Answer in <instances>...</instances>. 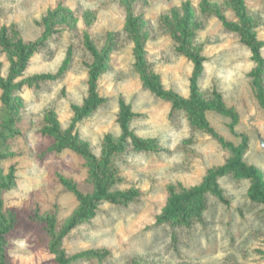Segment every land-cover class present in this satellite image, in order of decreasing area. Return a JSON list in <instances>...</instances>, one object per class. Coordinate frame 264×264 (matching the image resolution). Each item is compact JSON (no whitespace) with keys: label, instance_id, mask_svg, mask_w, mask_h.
Segmentation results:
<instances>
[{"label":"rangeland","instance_id":"rangeland-1","mask_svg":"<svg viewBox=\"0 0 264 264\" xmlns=\"http://www.w3.org/2000/svg\"><path fill=\"white\" fill-rule=\"evenodd\" d=\"M130 1L145 23L150 68L160 75L164 88L184 97L191 94L194 63L177 50L172 30L163 20L173 10L184 13L188 7L194 22L193 43L206 58L198 80L200 92L207 100L215 90L220 92L238 118L208 111L206 118L216 132L211 134L144 87L135 69L134 42L126 30L123 0H0V31L15 29L24 40H35L43 33L44 17L60 3L74 12L71 21L75 23V28L65 26L54 34L17 80L55 74L71 54L64 75L39 85H24L21 93L24 107L17 121L19 132L10 137L13 154L3 164L6 173L14 167L16 174V185L3 192L5 212H14L17 219L8 235L9 261L58 264L44 218L51 215L60 229L79 206L76 193L61 179L71 180L83 193L94 191L85 159L70 149H51L53 138L41 132L51 109L60 126L69 128L72 104H82L88 96L94 60L86 46L89 39L99 50L112 44L108 65L97 84L104 102L94 114L78 121L74 132L100 157L105 136L122 133L119 115L125 103L140 114L132 119L130 130L156 139L160 148L141 151L130 145L116 158L120 176L116 187L135 188L139 196L126 205L102 202L95 217L63 239L70 257L88 250H108L102 258L77 257L72 264H264V205L249 198L248 179L233 174L221 177L220 186L230 203L209 194L206 210L188 225L158 223L170 196L169 186L182 191L198 185L210 168L231 157V148L220 139L235 146L246 142L244 160L257 166L264 177V106L250 76L256 63L250 49L237 33L228 31L223 20H237L235 12L227 0ZM244 1L255 21L257 38L264 42V0ZM0 63L7 77L11 64L1 46ZM1 94L0 89V122L4 114Z\"/></svg>","mask_w":264,"mask_h":264},{"label":"trees","instance_id":"trees-1","mask_svg":"<svg viewBox=\"0 0 264 264\" xmlns=\"http://www.w3.org/2000/svg\"><path fill=\"white\" fill-rule=\"evenodd\" d=\"M123 2L126 5L127 13L126 30L134 42L135 69L140 75L144 87L151 90L157 97L170 102L174 111L185 112L195 126L211 134H216V132L206 118L208 111L213 110L236 120L238 118L236 111L226 105L220 92L215 90L212 98L208 100L200 92L198 80L203 73L206 58L202 56L199 47L193 43L194 22L188 7L184 13L173 10L172 16L167 15L163 20L164 25L169 26L172 30L173 38L177 42V50L194 63L191 94L189 97H184L172 89L164 88L160 75L150 68L146 59L147 34L144 20L141 15L135 14L130 0H123ZM226 3L235 12L237 20L223 18L224 25L228 31L237 33L240 41L252 52V59L256 65L250 76L252 77L255 95L260 104L264 106V56L262 54L264 42L257 38L255 21L249 15L245 1L227 0ZM73 18L74 12L60 3L44 17L43 33L35 40H24L15 29L9 31L7 27H3L0 31V46L7 53L11 64L7 77H4L0 63V89L2 90L1 101L4 113L0 122V264H11L7 254L8 235L15 228L17 222L14 212H5L3 201V192L16 185L15 168L12 167L6 173L3 164L13 154L9 151V139L19 132L17 121L24 107V100L21 97L23 87L24 85H39L41 82L55 80L64 75L69 67L71 54L69 53L55 74L42 73L21 81L17 80L24 75L31 58L47 46L54 34L61 31L65 26L75 28L74 21H71ZM115 37V33L111 35V39ZM86 46L94 59L90 65L88 96L82 104H72L74 117L69 128L63 129L60 126L57 114L51 109L46 113L45 125L41 130L43 134L53 138L54 142L51 149L56 151L70 149L85 159L89 170V179L94 188L92 193H83L71 180L61 179L66 186L76 193L79 206L60 229H56L55 219L51 215L44 218V221L48 223L51 236L50 248L56 255L58 264H72L77 257L94 256L102 258L108 254V250H88L70 257L63 248V239L73 229L95 217L102 202L126 205L138 198L137 189L122 190L116 187L120 181L119 169L115 164L117 157L124 154L130 145L141 151L156 152L160 148L156 139L140 137L130 130L129 125L132 119L140 114L133 112L131 106L125 103H122L119 115L122 133L118 137H114L112 134L105 136L100 157L91 150L88 142L81 140L78 133L74 132L76 123L94 114L104 102L98 93L97 84L100 75L108 65L112 52V44H109L104 50H99L93 42L87 39ZM220 140L225 146L231 148V157L224 164L210 168L198 185L185 188L182 191H177L174 186H169L170 196L162 213L158 216V223L190 224L193 218L206 210L209 194H213L220 201L229 204L230 201L219 183V179L227 174H233L237 179L250 180L249 198L253 202L264 205V177L257 166L250 165L244 160L246 142L235 146L233 143Z\"/></svg>","mask_w":264,"mask_h":264},{"label":"water","instance_id":"water-1","mask_svg":"<svg viewBox=\"0 0 264 264\" xmlns=\"http://www.w3.org/2000/svg\"><path fill=\"white\" fill-rule=\"evenodd\" d=\"M262 144H263V146H264V140H262Z\"/></svg>","mask_w":264,"mask_h":264}]
</instances>
